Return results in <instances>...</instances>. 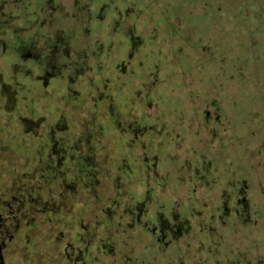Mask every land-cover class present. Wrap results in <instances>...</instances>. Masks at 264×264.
<instances>
[{
	"label": "rangeland",
	"instance_id": "rangeland-1",
	"mask_svg": "<svg viewBox=\"0 0 264 264\" xmlns=\"http://www.w3.org/2000/svg\"><path fill=\"white\" fill-rule=\"evenodd\" d=\"M116 1L122 5L110 8L102 21L88 23L85 17L77 16L69 22V34L79 49H87L92 55L99 49L111 51H108L109 63L104 62L97 67L106 73L105 79L99 80L101 72L98 70L96 78L71 85L73 89L84 90L81 97L68 100L65 88L59 87L60 82L55 85L53 95H40L39 83H29L31 79L24 82L27 88L20 90L14 84L21 77L14 62L10 63L5 77L0 79V128L3 130H0L3 134L0 138V202L14 203L12 196L16 194L13 186L16 180L29 187L39 182V171L34 169L41 164L40 158L34 150L30 151L29 144L40 139L50 127L53 138L70 136L74 132L84 156L90 158L85 161L88 170L97 168L95 162H100L101 166L105 164L93 189L84 194L90 204L89 209L81 212V204L75 202L69 206L70 201L60 196L57 187L53 189V200L56 205L57 202L58 205L61 202L66 204L60 211L42 206H35L34 212L27 209V223L22 222L18 237L13 241L8 255L9 264H67L63 251L66 244L73 241V230L89 235L91 241L93 238L98 240L90 246L87 240L88 264H117V247L125 251L120 264L136 262L137 253H129L130 239L139 240L140 233V230L135 232L138 225L132 220L135 210L131 213L125 207L127 216L121 218L117 213L116 218H104L103 212L110 209L100 206L99 202L105 194L117 193L116 183L121 184L123 180L116 174L128 176V188L135 193L150 188V181L165 184L158 191L165 200H171L176 190L185 197L189 196V185L200 183L202 188L194 196L193 215L189 218L193 226L185 225L182 229L183 238L190 236L192 240L200 239L202 242L196 244L198 253L187 255L180 264L190 263V260L204 264L200 261L205 255H210L214 264H249L247 257L256 260L260 254L263 263L264 81H257L264 77V0H219L228 10L227 18L220 19L212 13L215 0H134L137 9L131 7L127 15L124 12L126 2ZM205 2L211 5L210 9H205ZM238 12L246 15L244 24L233 22L234 13ZM117 18L134 22L132 38L125 37L118 30L113 32V20ZM191 31L188 42L186 35ZM206 36L216 37L217 44L208 43L200 47L198 37L204 40ZM207 46L209 50L205 48ZM245 48L250 55L246 59L249 63H245ZM255 53L261 56L255 57ZM7 57L9 62L14 60L12 53ZM63 61L69 62L67 58ZM241 63L240 77L232 80L228 74L235 72L236 65ZM252 74L259 77L257 81H252ZM220 81L223 86L219 85ZM60 88L62 94H55ZM233 98L237 100L232 102ZM48 119L51 125H47ZM124 119L129 123L126 126L123 125ZM25 129L30 133L23 139ZM151 144L160 146L162 152L149 154ZM54 148L60 149L56 151L58 154L67 151L61 149L57 142ZM174 152L177 155L174 156ZM152 156L158 158L157 176L152 174ZM58 161L60 166L67 162L66 159ZM96 173L93 170V174ZM183 174L187 178L184 176V179ZM234 176L237 181L230 178ZM127 181L122 184L124 187ZM232 184L236 186L237 195L243 194V186H246L248 211L243 215L244 220L234 210L225 215L229 222L234 221V227L223 228L233 242L217 237L221 240L219 250L207 254L205 250L215 242L216 236L206 228L205 221L222 229V214L212 203L216 201L218 208L223 207L219 203L226 191L223 188L231 189ZM75 191L70 194L71 200L77 196ZM33 193L30 197L36 199L37 194ZM204 199L210 202L203 204ZM42 200L49 199L45 195ZM237 206L240 209V205ZM184 208L185 205L182 211ZM206 212L216 215L214 218L206 217ZM174 213L176 215V211ZM78 215L82 218L79 219ZM91 216L92 220H87ZM56 217L59 221L51 224ZM93 217L100 222L97 223ZM70 218H73V226ZM75 218L78 219L75 221ZM114 227H120L117 235ZM62 230L71 236L68 234L58 241V232ZM104 236L108 239H103ZM145 238L151 240L150 235ZM223 245L227 248L223 249ZM241 245V251L237 250ZM54 247L59 249L56 255L53 254ZM154 250L150 246L147 254L151 255ZM163 257L167 254H161L160 259L164 260Z\"/></svg>",
	"mask_w": 264,
	"mask_h": 264
},
{
	"label": "flooded vegetation",
	"instance_id": "flooded-vegetation-1",
	"mask_svg": "<svg viewBox=\"0 0 264 264\" xmlns=\"http://www.w3.org/2000/svg\"><path fill=\"white\" fill-rule=\"evenodd\" d=\"M124 1L126 2L124 8L126 15L131 7L137 9L134 0ZM121 5L122 4L117 3L116 0H0V79L5 77L4 75L8 73L7 71L11 65L10 63L13 64L14 62L18 66L17 70L19 71H17V73L19 72L21 76L19 77L20 79L17 78L19 81L14 84L16 85L15 87H18L20 90L27 88L24 82L26 83L27 80L31 79L29 83H39L40 87H38V90L40 91V95H53L54 90H56L55 85L60 82L59 87L62 89L65 88V94L68 100L73 101L75 98L81 97L84 90L73 89L71 85L77 81L96 78L99 71L101 72L97 67L103 65L104 62L109 63L110 54L108 53L111 51L110 49L107 51L99 49L95 50V54L92 55L87 52V49H79L80 47L72 40L73 38L69 34V29L71 30V24L69 22L77 16L85 17L88 23L95 21L99 22L107 17L110 8H117V6ZM119 13L121 15V12ZM58 16H61L60 19ZM64 18L66 20H64ZM113 21L115 23L113 32L118 30L122 32L125 37H133L132 29L135 27L134 22L131 23V21L129 23L127 20L120 21L118 18ZM139 42H141V40H139ZM84 45L86 47V44ZM10 53L14 55V60H10L9 62L7 56ZM61 58L62 60L60 63L62 64L59 63ZM64 58H67L69 62H64ZM6 63L8 66H6ZM15 74L16 72H13V75ZM105 74L106 73L103 74V72L99 73V80L105 79L107 77ZM2 87L6 88V84L2 83ZM61 88L58 92L55 91V94H62ZM48 120L49 122H47V125H51V120ZM51 129L52 127H50L46 133L48 136L43 134L42 137L40 136V139L29 144L30 151L34 150L33 152L37 153L40 158L39 162L41 164H37L36 168L34 167V171H39V182L33 187H29L24 183H19L21 181L17 182L16 180L13 185L16 194L12 196V201H14V203H9L7 200L0 202V264H9V252L11 251L13 241L18 237L22 222H26L28 218V210L34 212L31 210L32 208L35 210V206L36 208L42 206L46 209H53L56 212L60 211L62 205L65 206L66 204L61 202V205H58L57 202L56 205V202L53 200L55 195L53 189L55 187L59 189V194H61L60 196L62 198H66L67 202L70 201L68 202L69 206L75 202L81 204V208L85 207L86 198H84V194L87 193V187L90 183V178L88 177L93 174V170L97 169L98 172L100 171L99 162H95L97 163V168L93 170L87 169L85 161L90 158L84 156L78 143L79 140L76 135H73L74 132H71L70 136L67 134L65 136H55L56 138H53V130ZM0 130H2V128H0ZM24 131L25 132L22 134L24 136L21 138L26 139L30 131L28 129ZM1 137L3 138V134L0 131V138ZM44 137H46V140ZM70 141L73 143L70 144ZM55 142H57V145L61 146V149L67 150L65 153L61 151L63 156L56 152L60 149H53ZM157 144L150 145L149 154L155 152L158 155L159 151L160 153L162 152L161 149L157 151L156 148H160ZM74 146L76 148H74ZM152 157L154 161L152 174L153 176H157L159 175V170L157 168L158 158L156 156ZM62 159H66L67 162L65 161L60 166L58 160ZM245 187L244 185V193H240L239 195L236 194L232 201L230 195L227 194L224 198L222 207L224 214H229L234 210L236 214L241 216L245 215V212L248 211V199L246 198ZM74 191L77 196L75 200H71L73 198L70 194ZM33 192L37 194L36 199L30 197V194ZM34 193L33 195H35ZM45 195H47L49 200H42ZM139 203L141 202L135 203L136 210L134 212L135 221L141 222V211L143 213L146 212V208L143 204H140L141 207H139ZM237 205H240V209ZM81 212L83 211L81 210ZM173 214L175 213L173 212ZM78 218L80 219L82 217L78 215ZM78 218H75V221ZM90 219L89 217L87 218V220ZM173 219L176 220L174 215ZM242 219L244 220L245 217L243 216ZM69 220L73 226V218ZM167 220H164L154 227L153 225L148 226V224L145 223L144 225L147 227L150 236H158L157 240L166 239V237L176 239L179 236L181 228L178 224L171 223L172 221ZM30 221H33V218H30ZM52 221L51 224H53L54 221L58 222L59 218L56 217ZM66 223L68 225V221H66ZM61 227L63 228L62 225ZM73 231V241L67 243L63 251L64 257L66 258L65 263L88 264L86 259L89 250L86 245L88 239V245H91L92 241L90 238L92 237L89 238L87 234H80L78 231ZM58 234V241L68 234L71 236V233L67 232L66 235L65 232L63 233V230L58 232ZM170 238H167L169 240L164 244L166 248L174 245V242ZM74 243L76 244L74 245ZM81 248L85 251L83 252ZM226 248L227 247L223 245V249ZM241 249L242 245L237 246V250L240 251ZM58 252L59 249L54 247L53 254L56 255ZM252 261H255L253 264L264 263L257 260Z\"/></svg>",
	"mask_w": 264,
	"mask_h": 264
},
{
	"label": "trees",
	"instance_id": "trees-1",
	"mask_svg": "<svg viewBox=\"0 0 264 264\" xmlns=\"http://www.w3.org/2000/svg\"><path fill=\"white\" fill-rule=\"evenodd\" d=\"M215 1L216 2L213 5V8H214L213 10L214 11H212L213 15L215 17H217L218 19H220V17L227 18V16H225V15H228L227 14L228 10H227L226 6L224 4H222V1H219V0H215ZM204 6H205L206 10L211 8V5H209L208 2H205ZM218 11H220V12H218ZM233 16H234L233 22H236V25L237 24L241 25V24H244L246 22V19H247L246 15H244V13H242V12L241 13L240 12L234 13ZM199 22H201V21H199ZM201 23H203V21ZM207 26H210V24H208V22H207ZM190 33H192V31L189 32L186 35V39L188 40V42L191 39V34ZM198 39H200V40H198L197 44H200L199 45L200 47H203L205 44H208V43L209 44L211 43L212 45L217 44V38L216 37L211 38V37L206 36L205 37L206 41H205V39L201 40L200 37H198ZM194 40H196V39H194ZM254 45H256V44H254ZM205 48H208V46L205 47ZM205 48H204V50L206 51ZM209 49L210 48H208V50ZM257 49H259V48H257ZM246 50H247V48H245V60L248 57L250 58V55H249L248 51H246ZM221 52H223V50H221ZM255 54H256V55H254L255 57L256 56L257 57L261 56V55H258V53H255ZM245 63H249V62L246 60ZM202 66L205 67L203 63H202ZM236 66H235L236 67L235 72H230L228 74V76H230L232 80H234V78H236V77H240L239 71L241 69H243V64L242 63L241 64H237ZM252 76H253V80L252 81H257L256 79L259 78L258 76L254 77V74H252ZM263 79H264V77L263 78H259L257 82L264 81ZM219 85L223 86L224 83L222 81H220ZM194 92L197 93V91H194ZM215 96H217V95H215ZM215 96H212V97H215ZM216 98H218V97H216ZM214 100H215V98H214ZM236 100H237V98H233L231 101L235 102ZM214 108L216 109V107H214ZM124 120H125L124 124H123L124 126H126V123L129 124L127 122V119H124ZM45 136H48V135L46 134ZM45 138L46 137H44V139ZM156 149H157V151L160 150L159 147L156 148ZM173 154H174V156L177 155V153H175V152ZM99 165H100V171L98 172V170L96 169L97 173L94 174V175L91 174L88 177V178H90V180H89L90 183H89V186L87 187L88 190L89 189L90 190L93 189V185L95 184L96 178L99 177L100 175H102V172L105 169V164H102V166H101V163L99 162ZM233 174H235V172H233ZM116 176H118L121 181L123 180L121 182V184L116 183V187H117L116 191H117V193L116 192H114L112 194L107 193V194H105V196H103V197H101V199H99L100 200V206H105L106 209L107 208L110 209V210H107V211L103 212L104 213L103 217L105 218L107 216V217L116 218L117 217V213L120 214V215H118V217H121V218L124 217V216H127V213H126L124 208L127 207L130 210V212L132 213L133 210H136L135 203H137V202H141V204H143L145 206V208H146V212L143 213L141 211V222L135 221V216H133V218H132L134 223H136L138 225L137 226L138 229L135 232H137V231L139 232V230H140V233H139V240L138 239H130L131 240V242H130L131 248L129 250V253L130 254H134V253L136 254L137 253V255L135 257L136 262L135 261L134 262L131 261V263H133V264H180V262L184 261V258L187 257V255L194 256V255H196L198 253V250L195 249L196 246H197L196 244L197 243H201L202 241L200 239L192 240L193 238L190 237V236H186V237L184 236V238H183L184 229H182V227L185 228V225L193 226V223L190 221L189 218L192 217V215H193V210L192 209L194 208L193 204L195 203L194 196H196V194L200 190V187H201L200 183L194 182V184L189 185V189H188L189 193H190L189 196L185 197L183 194H180L179 191L176 190V192H174V196L172 197L171 200L170 199L165 200V199L162 198L163 197L162 194H160L158 192V191H160L162 189L161 188L162 186L163 187L165 186V184L161 185V183H159L160 184L159 185V184H157L155 182V180L154 181H150V184H149L150 188H145L144 191L135 193V192H132L128 188V184H129L128 176H124L123 174H119V175L116 174ZM184 176H185V178H187V176L185 174H183V178H184ZM179 178H181V177H179ZM230 178L232 179V181H237L235 176H234V178L233 177H230ZM125 180L126 181L128 180L127 182H125V183H127L126 187H124L125 185H122V184H124ZM232 185L233 186H232L231 189L230 188H223L226 191H225V193L223 192V194H222V197H224V198H225V196H227V194L230 195L231 201L234 200V197L236 196V190H235L236 186H234L235 184H232ZM173 187L175 188L176 186H173ZM122 194H124V196ZM224 198L219 203L223 204ZM202 202H203V204H205V203H209L210 201L208 199H204ZM183 205H185L184 211H182ZM216 205H217V202L213 201L212 206L216 210H219L218 212H221V214H222V217L220 216V219H222V221L221 222L219 221L220 223H222V229H220L221 226L218 228V226L216 224H213L211 222H206L205 221L206 228H209L210 233H212V235L216 236V237H214L215 238V242H213L212 245L208 246L210 249L209 248L207 249V247H206L207 250H205V251H207V254H210V253H208L210 251L213 254V250H215V249H216V251L219 250L218 243L221 240H219L217 237H221V239L224 238L226 241H228V242L230 241V243L233 242V238L232 237H227L225 232L223 231V228L226 227V226H230V225L232 227H234L233 226L234 225V221H232V222L230 221L229 222L226 219V217H225L226 214L223 213L222 205H221V208H218ZM84 206L85 207L81 208V210L84 211L86 208L89 209L90 204L88 203L87 200H85ZM174 211H176V215H174L176 217V220L173 219V212ZM200 212H203V211H200ZM204 215L206 217L209 216L210 218L211 217L214 218V216L216 214L214 215V213L211 214V213H207L206 212V213H204ZM94 218L95 217H93V219ZM95 219H96L97 223L100 222V219H98L97 217ZM102 219L103 218H101V220ZM148 219H150V220H148ZM167 219L172 221L171 223L178 224L180 226V228H181L179 236L176 239L170 238V237H166V239H161L160 238L161 240H157L158 236H151V240H145L146 239L145 236L146 235L148 236L150 233L147 230V227L144 225V223L148 224V226L153 225V227H154V226H157L159 223H162L164 220H167ZM91 220H92V216H91ZM142 220H143V222H142ZM120 223H121V220H119V224ZM102 224H104V219L102 220ZM121 224H120V226H121ZM240 225H241V223H240ZM95 228H97V227H95ZM119 229H120V227H114V232L116 233V235L119 232L118 231ZM167 238H170L174 242V245L173 246L171 245L168 248H166V246L164 245L165 242H167V240H169ZM103 239H108V238H106V236H104ZM117 240L120 241V239H118V238H117ZM117 240H116L115 243H117ZM93 241L94 242L96 241L95 244L98 243V240L95 239V238H93ZM93 241L91 243H93ZM213 241H214V239H213ZM194 245H195V247H194ZM100 246H101V243L99 244V247ZM150 246L155 248V250L153 251V253L151 255L147 254V252L150 249ZM220 250H221V248H220ZM115 251H116V253H115L116 262H117V264L118 263L120 264V261H119L120 257L125 254V251L123 249L119 248V247H117ZM205 251H204V254H205ZM248 253H249V251H248ZM161 254H164V255L167 254V257H163L164 260L163 259L161 260L160 259ZM259 256L256 258L257 261H261L262 260L261 254ZM190 259H192V258H190ZM209 259L211 260V262H209L210 261ZM252 260H253L252 257H247V261L246 262H249V264H251V263L253 264V262L255 263V261L252 262ZM194 261L195 260H193V261L190 260V263H187V264H195ZM200 262H205L204 264H214V261L212 260V258H210V255L209 256L205 255V257H203L202 261H200ZM232 264H234V263H232Z\"/></svg>",
	"mask_w": 264,
	"mask_h": 264
}]
</instances>
